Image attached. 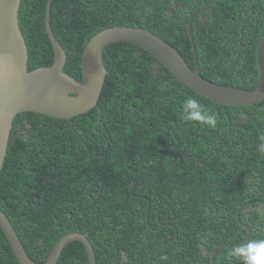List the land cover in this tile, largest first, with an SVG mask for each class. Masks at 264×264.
I'll return each instance as SVG.
<instances>
[{"label":"trees","instance_id":"obj_1","mask_svg":"<svg viewBox=\"0 0 264 264\" xmlns=\"http://www.w3.org/2000/svg\"><path fill=\"white\" fill-rule=\"evenodd\" d=\"M199 1L51 0L50 27L66 53L62 70L80 80L86 43L96 32L116 25L150 30L193 67L188 8L196 12ZM46 2L20 1L28 70L52 62L44 31ZM241 2L218 0V22L198 28L196 20L192 36L202 77L250 90L258 80L256 46L264 35V0H254L253 9H241ZM102 58L107 74L93 108L67 119L27 111V120H15L10 130L0 172V209L29 257L43 262L61 236L80 232L91 243L96 264H210L211 252L222 243L233 245L220 248L214 264H243L231 249L264 239V209L252 211L249 219L239 213L250 232L235 244L246 231H236L238 205L232 197L246 186L214 189L211 176L221 169L232 180L228 167L247 155L264 176L259 150L264 98L252 105H223L221 118V105L157 66L143 48L118 42L107 46ZM189 97L215 114L218 125L232 135L225 138L222 154L208 157V169L202 168L198 177L185 167L178 150L185 126H197L182 118ZM176 125L181 127L170 128ZM167 133H173L175 146L169 145ZM261 180L252 183L260 185ZM218 195L224 197L220 203ZM0 264H20L1 230ZM55 264H88L83 245L67 243Z\"/></svg>","mask_w":264,"mask_h":264},{"label":"water","instance_id":"obj_2","mask_svg":"<svg viewBox=\"0 0 264 264\" xmlns=\"http://www.w3.org/2000/svg\"><path fill=\"white\" fill-rule=\"evenodd\" d=\"M20 1L0 0V172L14 117L29 111L67 119L89 111L97 103L107 74L102 58L103 50L118 42L143 48L154 56L159 65H163L184 85L213 104L244 106L264 98V35L256 46L258 80L255 87L247 90L232 85H220L205 79L199 73L190 21L188 36L191 41L193 67L185 62L176 48L150 30L116 25L96 32L88 40L81 53V79L78 80L62 70L66 53L50 27L51 0H47L44 9V31L51 46L52 62L48 66L28 70V49L18 19ZM242 227L247 232L250 231L248 226L242 224ZM0 230L20 264H55L62 248L72 241H79L83 245L88 264H96L92 245L83 233L69 232L61 236L46 259L35 262L27 254L10 220L1 209ZM247 237L248 234L235 244L244 242ZM228 245L233 244L222 243L211 252L210 264H214L217 251Z\"/></svg>","mask_w":264,"mask_h":264},{"label":"flooded vegetation","instance_id":"obj_3","mask_svg":"<svg viewBox=\"0 0 264 264\" xmlns=\"http://www.w3.org/2000/svg\"><path fill=\"white\" fill-rule=\"evenodd\" d=\"M191 1L196 2L197 0ZM200 3H202V5L196 12L191 13L190 7L188 8V13L191 14L188 20V23L189 21L191 23V29L192 26H194V22L196 20H198V28H202L203 26H209L210 22L215 19L217 20L216 22H218V15H215L218 11V0H200L199 5ZM253 4L254 0H243V3L241 2L240 8L242 9L243 7H247L253 9ZM172 6L174 5L172 4ZM250 14H253V11ZM239 41H241V39ZM240 44L242 46V43ZM156 65L160 66L159 63H157ZM214 110L216 111V109ZM218 110L219 116H221V118H225L224 109L222 105L220 106V109L218 108ZM28 113L29 112L25 111L17 114L14 117L13 122L15 120H27ZM239 120L244 119L240 118ZM220 121L221 120H217V124L215 127H211L206 124L197 122H195L197 126L194 128L193 126L191 127L190 124H183L182 126L184 127L186 125L183 129L184 131L180 134V137L183 138V144L178 150L184 155L185 167H188L192 171L197 172V177L200 175V171H202V168H205V171L208 169V157H210L212 154L214 155L211 156V158L218 157V153L222 154L221 147L223 144H225V138L232 137L228 127L225 128V131H223L222 127L218 125V122ZM174 122L175 121H172V124ZM228 122H231V120H228ZM19 125L20 123H18V126ZM180 127V125H176L173 127L170 126V128H173V130L179 129ZM166 135H169L172 139V144L169 143V145L172 147L175 146L173 133H167ZM239 150H242V152H244L243 149ZM234 163V167H228L231 172L230 175L232 176V180H229L228 173H225V176H223V171L221 169H218V175H216L215 177L211 176L212 185L210 187L214 189H219L223 187H233L241 183L245 184V192H234V196L232 197L233 202L238 205L235 220L237 231V227L243 228L242 224H244V222H242L239 218V213L244 215V217L241 215L242 219H249V216L252 211H258L260 213V211L262 212L264 209V176L263 174L261 175L259 169L254 170V159L250 155H247V157L242 156L236 158L234 159ZM257 178L262 179L260 181V185L252 183L253 180ZM239 187L244 186L240 185ZM255 189H257V191H255ZM260 191L262 192V194L260 193ZM222 200H224V197L218 195V203H220ZM257 218H259V216L256 215L254 219ZM249 232L246 231L245 237L247 236V234L249 235Z\"/></svg>","mask_w":264,"mask_h":264},{"label":"clouds","instance_id":"obj_4","mask_svg":"<svg viewBox=\"0 0 264 264\" xmlns=\"http://www.w3.org/2000/svg\"><path fill=\"white\" fill-rule=\"evenodd\" d=\"M182 118L185 121H196L215 127L217 117L215 114L206 113L203 106L195 98L189 97L183 102ZM264 141V137H261ZM259 150L264 154V142L259 145ZM232 256L238 257L243 264H264V239L249 240L231 249Z\"/></svg>","mask_w":264,"mask_h":264}]
</instances>
